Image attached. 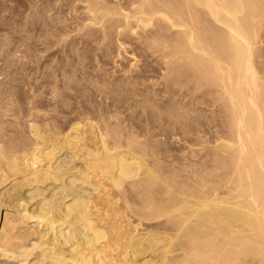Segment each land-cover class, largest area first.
I'll return each mask as SVG.
<instances>
[{"label":"bare ground","instance_id":"bare-ground-1","mask_svg":"<svg viewBox=\"0 0 264 264\" xmlns=\"http://www.w3.org/2000/svg\"><path fill=\"white\" fill-rule=\"evenodd\" d=\"M25 1L23 30L46 51L94 45L120 60L127 44L135 50L120 81L96 80L112 101L72 108L61 124L56 113L40 124L34 107L18 136L0 103V264H264V0H78L79 14L77 0ZM179 93L224 114L228 139L212 149L211 169L182 172L160 152L158 126L201 124ZM129 99L146 126L124 114Z\"/></svg>","mask_w":264,"mask_h":264},{"label":"rangeland","instance_id":"rangeland-1","mask_svg":"<svg viewBox=\"0 0 264 264\" xmlns=\"http://www.w3.org/2000/svg\"><path fill=\"white\" fill-rule=\"evenodd\" d=\"M71 1L73 3H76L78 0L77 1L71 0ZM74 5L75 7L77 6V8L74 7L75 10L78 11L80 8L78 13L74 12V14L75 13L79 14L82 11V8H81L82 4H79V1H78ZM27 8H28V5L25 0H12V1L11 0H0V103H1V106H4V107L7 106L11 109L10 111H8V113L10 112L12 113L6 116L7 122L5 125L15 130V134L18 136L28 135V132H27L28 125L30 123V119L33 118V116H30V112L33 110L32 108L34 107H38V109L40 108L42 109V110L40 109L41 113H40V116L38 117L40 124H44L43 119H46L55 113H56L55 116H57L59 119L58 123L61 124V120L64 119L65 121H67L69 117L72 115L70 113L72 108H77V107H81V109H83L84 107L93 108V105L105 106L106 103L108 105L112 101V100H109L110 99L109 96L111 94L109 95L105 92H102L100 89H97L99 88V84L97 82L104 81V80L105 81H115L116 80L115 78H118V80L120 81L123 78L122 70L124 69V67H127L130 60L132 59V55L130 56V53L135 50L134 49L135 44H129V46L127 44V50H128L129 55L125 54L124 58H120V60L117 57L116 59L112 58L111 55H115L114 51H113L114 54L102 55L103 51L99 50L100 51L99 52L97 47H95L94 45H92L91 47L89 46V48L80 47V49L77 52H75L74 49L71 48L69 44L67 45V43H63V44L61 43V45L60 44L53 45L51 48L54 50L50 48L49 50H47L48 51L47 52L46 50H44V46L41 45L39 41H38V45H35L31 41H28V39L30 40L31 38L35 37V34H36L35 32L30 33V31L23 30L22 25L27 19L26 17V13L28 12ZM67 10L70 11L71 9L65 6L62 12V15L67 14L65 16H71V13ZM54 12L55 10H52L51 13H54ZM71 12L73 13V10H71ZM74 35L75 33L73 32L72 36ZM5 39H9L10 42L4 43ZM20 39L25 40L24 41L25 44L24 43L22 44L19 41ZM35 39L37 40L38 38H35ZM101 51H102V54H101ZM37 52L39 53L36 55ZM135 52H136L138 59L141 61L140 64L142 65L149 64V66H147V69H149L150 78H152L153 81L161 80L160 76L162 73V69L160 65L157 62L153 61V59L144 56L139 49H136ZM22 53L24 55H22ZM77 53H78V56H77ZM48 54L49 56H47ZM97 57L100 60L99 59L96 60ZM67 59L70 61L68 62ZM116 60L118 62L117 64H116ZM85 61H88V62H85ZM46 62L48 63L46 64ZM70 62L73 65L70 64ZM67 65L68 67H66ZM35 69L37 71H35ZM75 69L76 71H74ZM71 75H73V77L69 78V76ZM79 75H82L83 77ZM84 75L86 76L84 77ZM87 80L94 81V82L88 83ZM59 81H60V84H59ZM66 81L69 83L67 84ZM55 85L58 87L59 94L54 98L52 96V90ZM93 86H96V87H93ZM140 86H142V89H144V92H146L149 95L152 94L153 89L151 87L147 88L144 85H139L136 87L141 88ZM146 88H147V91H146ZM155 88L157 89V87ZM35 89H38V90L40 89V90L38 91ZM85 90H87V92ZM95 91H99L98 93L96 92L97 95H95ZM30 99L32 101L31 104H30ZM173 100L178 103L186 104L188 108L195 111L193 113L195 116L199 117L201 124L197 126V124L193 123V126H192L193 129L190 130V132H183L180 129L173 130V124L168 123V122H166L163 125L158 126L156 131H160V130L163 131L165 129L164 134H161L159 137L160 142L158 144L160 152L163 154L162 156L169 155L168 157L169 160L171 159V161L177 164L179 167L177 165L175 166L178 167L180 170H182V172L184 171L188 172L187 170H185L186 169L185 167H187V169L189 168L187 164L190 166H193L194 164H195L194 166H196L198 164L196 166L197 167L196 169H200V167L203 166L202 165L203 161H204L203 162L204 164H207L208 162V167H210L211 169V166H213L214 164L213 159H212L213 158L212 154L214 151L212 149L215 148L218 142L220 143L221 141H223L222 139H224L225 137L228 139V136H227L228 129L225 128L227 126L224 122V119H225L224 114L222 113L220 107L217 104H214V102H211V99L209 101H206L207 102L206 103V102H203V100L199 101L198 99H195L194 96L190 94H188L186 97H183L179 93L174 97ZM77 101L78 103H76ZM8 105H11V106H8ZM54 106H56V108ZM122 110L125 111L124 112L125 115L133 114L132 115L133 117L138 115L135 120L136 123H138L139 125L146 126L145 117L139 115L138 113L139 109L133 103L132 99H129L125 103V105L122 107ZM44 111L50 114H47L48 116L43 115V113H46ZM125 115L123 116V114L122 115L120 114V117L124 118ZM8 116L10 117L8 118ZM26 117H27V121L25 122ZM18 120H19V123H18ZM147 126H150V125H147ZM226 138L224 140H226ZM162 161L164 163L167 160L166 161L162 160ZM190 172H192L191 169H190ZM10 212H13L12 208L10 209ZM5 213H6V209L2 208L1 214H0V221L2 223L4 221ZM28 220L30 221V217ZM22 227H23V230L27 229L25 226H22ZM0 229H1V226H0ZM0 238H1V234H0Z\"/></svg>","mask_w":264,"mask_h":264}]
</instances>
